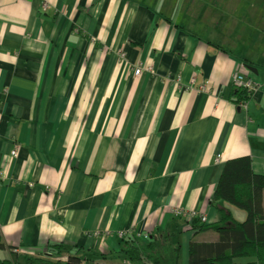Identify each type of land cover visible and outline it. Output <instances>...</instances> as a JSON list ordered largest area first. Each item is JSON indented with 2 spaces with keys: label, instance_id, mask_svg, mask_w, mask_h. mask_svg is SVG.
Wrapping results in <instances>:
<instances>
[{
  "label": "crops",
  "instance_id": "1",
  "mask_svg": "<svg viewBox=\"0 0 264 264\" xmlns=\"http://www.w3.org/2000/svg\"><path fill=\"white\" fill-rule=\"evenodd\" d=\"M244 156L264 175V0H0V257L120 264L125 231L188 264Z\"/></svg>",
  "mask_w": 264,
  "mask_h": 264
},
{
  "label": "trees",
  "instance_id": "2",
  "mask_svg": "<svg viewBox=\"0 0 264 264\" xmlns=\"http://www.w3.org/2000/svg\"><path fill=\"white\" fill-rule=\"evenodd\" d=\"M240 101L249 96L246 89H238ZM264 175L252 168L249 156L228 160L216 186L212 204L220 210L216 222L219 239L215 242H192L188 264H242L235 259L254 258L251 264H264ZM236 205L247 212L243 221H237L222 203ZM222 204V205H221ZM149 237V236H148ZM121 252L134 264H179L180 245L159 247L149 238L144 242L135 233L122 238ZM6 246L0 237V250ZM40 255L16 254L0 257V264H81L82 247H67L63 243H49ZM65 257V258H64ZM64 258V259H63Z\"/></svg>",
  "mask_w": 264,
  "mask_h": 264
},
{
  "label": "built area",
  "instance_id": "3",
  "mask_svg": "<svg viewBox=\"0 0 264 264\" xmlns=\"http://www.w3.org/2000/svg\"><path fill=\"white\" fill-rule=\"evenodd\" d=\"M142 71V68L141 67H137L136 70H135V73L137 75H139ZM232 83L234 85V87L236 89H246L248 90L249 92H251L254 88H255V83H252L251 81H248L245 79L244 75L239 73V72H236L234 73L233 77H232ZM12 154H15V151L12 152ZM179 215H186L187 213L184 212V213H180L178 212ZM189 217L191 218H196V217H199L201 219L202 222H207V217L205 215H198L197 212L195 211H191L188 213ZM98 232H95L94 234L95 235H98L97 234ZM127 232H120L119 233V236L122 238L124 236H126ZM99 236V235H98ZM145 239H148V235H145L144 237ZM64 259V258H63ZM81 264H110L108 262H105V261H88V260H82ZM120 264H133L131 261H129L128 259L123 261V263H120Z\"/></svg>",
  "mask_w": 264,
  "mask_h": 264
},
{
  "label": "rangeland",
  "instance_id": "4",
  "mask_svg": "<svg viewBox=\"0 0 264 264\" xmlns=\"http://www.w3.org/2000/svg\"><path fill=\"white\" fill-rule=\"evenodd\" d=\"M232 207H233V209H235V210H233L234 211V213H233V216L236 218V220H238V221H243L245 218H246V212H245V210H243V209H241V208H239V207H237V206H234V205H232ZM177 212H180V213H184V212H186L187 214L186 215H184V216H187L188 215V213H189V211H180V210H178ZM96 232H98V231H96ZM121 232H125V231H121ZM128 233V232H127ZM91 234H94V233H91ZM98 235H101V233H97ZM119 235V234H118ZM120 237V236H119ZM121 238V237H120ZM123 238V237H122ZM13 253H16V250L15 251H12ZM19 252V251H18ZM17 254V253H16ZM125 260H127V259H125ZM124 260V261H125ZM121 263H123V262H121Z\"/></svg>",
  "mask_w": 264,
  "mask_h": 264
},
{
  "label": "water",
  "instance_id": "5",
  "mask_svg": "<svg viewBox=\"0 0 264 264\" xmlns=\"http://www.w3.org/2000/svg\"><path fill=\"white\" fill-rule=\"evenodd\" d=\"M248 67H249L250 69H252V70H256V69H255V68H253L252 66H249V65H248Z\"/></svg>",
  "mask_w": 264,
  "mask_h": 264
}]
</instances>
